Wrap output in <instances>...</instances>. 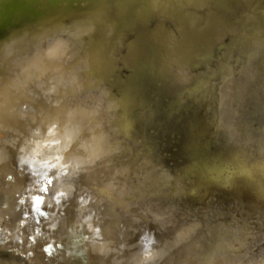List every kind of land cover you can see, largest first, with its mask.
<instances>
[{
	"label": "water",
	"instance_id": "water-1",
	"mask_svg": "<svg viewBox=\"0 0 264 264\" xmlns=\"http://www.w3.org/2000/svg\"><path fill=\"white\" fill-rule=\"evenodd\" d=\"M191 1L192 14L210 2L0 0V264L261 260L264 92L235 123L204 106L177 133L160 81L171 7ZM224 2L217 15L230 6L242 30L247 3ZM250 46L264 59V38ZM231 50L190 70L216 69L202 79L219 103L248 56Z\"/></svg>",
	"mask_w": 264,
	"mask_h": 264
},
{
	"label": "bare ground",
	"instance_id": "bare-ground-1",
	"mask_svg": "<svg viewBox=\"0 0 264 264\" xmlns=\"http://www.w3.org/2000/svg\"><path fill=\"white\" fill-rule=\"evenodd\" d=\"M187 1V0H184ZM198 1L199 0H195ZM203 1V0H201ZM210 1L207 4H204L203 2H200L201 7L198 5L199 13L192 14L193 12H190V7L192 5V1L189 4V2L181 3L179 4L180 9L178 12H180L181 8L183 9L184 6L186 7L187 14H181L178 12H175V9H172L170 11V18L169 22L172 24L171 26H168L167 31V38H166V45H165V51H164V58H163V65H162V72L161 77L167 74H171L173 70L178 72V75L182 76L181 81L182 82H189V80H194L196 78H200L205 72L201 73H192V76L188 75V70L190 69V66L192 65V68L199 64L200 62H195V56L197 53H209V47L212 46V48L219 44V46H223L225 50L234 49L236 45V41L238 40H246V42L243 44L242 49L239 48V50H236L235 53L239 55L240 53L247 50L248 56H246V62L244 65L241 64L239 68V74L241 75L240 82L234 81V80H225L224 83L221 86H218L219 93L223 94L224 100L223 103H219L216 99V94H213L212 98H209L208 95L213 91L215 92V86L210 81H206L207 83H199L194 82L196 85L192 87L193 95L197 98V104L193 106L194 110L189 112L188 114L182 112L180 115V122H175L174 125L176 128L177 133L179 132H185L186 127L188 126L189 122L192 120H196L200 124V117L201 115H194L195 111H198L201 107L205 106V112L206 114H214L215 110L213 109V106L221 107L224 106L225 108V116L226 118L228 116L229 121H234L238 117L239 110H243V108H240V106L248 100L252 94H254L257 91L264 90V80H262L264 75V59H256L255 57L260 55V52H255L256 49L251 47L250 44L257 43V41H262L264 38V35L259 34V31H264V26L261 27V24H259L260 17H264V10L260 8V4L257 1L254 0H245L247 3V7L245 9L246 12V22L244 24L245 30H239V28L235 27V22L238 21L234 16L237 14L236 10L228 6L227 10L224 8V13H222L220 16L217 15V13L221 10L222 6L225 5V0H206ZM261 1V0H259ZM256 2V3H255ZM250 3H255L253 6L250 5ZM253 9V13L250 12V9ZM233 9V10H232ZM189 12V13H188ZM177 14V15H176ZM179 14V15H178ZM182 15V16H181ZM178 16L179 18H176ZM243 17L244 14H242ZM244 19V18H243ZM253 24L255 26V29H252L253 27L247 29L249 25ZM253 30V31H252ZM249 36H255L250 41H247ZM228 37L229 39H226ZM228 40V41H227ZM241 43V42H240ZM231 50V51H232ZM231 57V54L226 55L221 59V64L218 66V68H221L220 70H223L225 67V64H229L232 62L229 61V58ZM193 63V64H192ZM230 64V65H231ZM240 65V61L238 62ZM237 65V63H236ZM233 67V66H231ZM191 68V69H192ZM216 69H214L215 71ZM211 72L213 70H210ZM209 71V72H210ZM208 71L206 72V74ZM224 78L221 77L222 80ZM165 82H161L165 97L168 98L169 93L171 92H177V89H174L170 84H168V80H172L171 77H164ZM193 83V82H192ZM240 84L244 85V88H240ZM206 85V86H205ZM239 86V88H238ZM204 87L205 91L204 92ZM252 92V93H251ZM247 95L249 96L247 99ZM199 96V98H198ZM257 99H253L252 102H256L258 99H261L259 96L254 95ZM192 99V94L187 93L185 95H182V98L179 102H176L178 108L174 107V109L171 112V115L175 117L181 110V106L186 107L183 110H189L187 105H190L193 103H190ZM172 100V98L168 99V102ZM207 103V104H206ZM235 104V105H234ZM180 108V109H179ZM214 116V115H213ZM193 118V119H191ZM196 118V119H195ZM209 122V121H208ZM210 123V122H209ZM211 125V124H210ZM204 129V127H203ZM199 131H202V126L200 125ZM234 134L238 135V138L240 137H246L248 136V133L246 131L237 132L236 130H233ZM250 135V134H249ZM249 138V136H248ZM212 144V143H211ZM193 146V145H192ZM205 151H201L203 154H207V152H211V149L209 148L210 145L205 146ZM199 154V153H198ZM261 207V206H260ZM262 208V207H261ZM264 219V216L262 217ZM209 233L213 234L212 231H209ZM214 248L218 246V243L216 240H212ZM219 248V247H218ZM216 248L217 250H219ZM263 253V252H262ZM264 256L261 257V260L257 263L264 264ZM220 262V261H219ZM223 264V263H219Z\"/></svg>",
	"mask_w": 264,
	"mask_h": 264
},
{
	"label": "rangeland",
	"instance_id": "rangeland-1",
	"mask_svg": "<svg viewBox=\"0 0 264 264\" xmlns=\"http://www.w3.org/2000/svg\"><path fill=\"white\" fill-rule=\"evenodd\" d=\"M250 12H252L253 13V9L251 8L250 9ZM226 39H229L228 37H226ZM228 41V40H227ZM239 41L240 42H242V40H238V41H236V47L232 50V51H236V50H239V48L240 49H242V46H240V47H238V44H239ZM213 46V45H212ZM212 46H210L209 47V53L206 51L205 53H202V52H200V53H197V55L195 56V62H200V61H202L205 57V55L206 54H210L211 53V49H212ZM222 52V51H221ZM206 60V59H205ZM193 64V63H192ZM191 68H192V65L190 66V69L188 70V75L189 76H192V74L190 73V70H191ZM217 69H221V68H217ZM208 71V70H207ZM207 71H204L205 73H203V74H201L202 76L200 77V78H196V79H192V80H189V82H182L181 81V78H182V76H180V75H178V72L177 71H175V70H173L172 71V73L169 75V74H167L166 76L164 75L163 77H161L160 78V81L161 82H165V80H164V77H171L172 76V80H168V84H170L174 89H177V92H171V93H169V96H168V98H166V100H167V103H168V106H169V109H170V111H172L173 109H174V107H176V109L178 108V106H176L177 105V103L176 102H179L180 100H181V98H182V95H185V94H187V93H191L192 94V99H191V101H190V103H193V105L192 104H190V105H187V104H185L186 106H188L189 108V110L187 111H185V110H183V108L185 109L186 107H183V106H181L182 108H181V110L179 111V113L177 114V115H175V117L174 116H172V118H173V120H175V122H180V115H181V113L182 112H184V113H186V114H188L189 112H191L192 110H194V108H193V106H195L196 104H197V98L195 97V95H193V92H195V91H193L192 90V87H194L195 85H196V83H194V82H199V83H202V82H204V83H207L206 81H212V80H209V79H207V78H204V79H202V77H204V76H206L207 74H206V72ZM214 72V71H213ZM193 82V83H192ZM214 82V81H213ZM213 82H211V83H213ZM206 86V85H205ZM206 89H205V87H204V92L205 93H207L206 91H205ZM260 91H262V92H264V90H260ZM259 91V92H260ZM258 92V91H257ZM213 94L215 95L216 94V92H211L209 95H208V97L209 98H212L213 97ZM169 98H172V100H170L169 102H168V99ZM198 98H199V96H198ZM255 103V102H254ZM173 105H175L174 107H173ZM202 105H200V108L198 109V111H195L194 112V115L193 116H196V115H199L200 113V110H201V108H203V107H201ZM205 108V107H204ZM180 109V108H179ZM201 115V114H200ZM191 119H193V118H191ZM196 119V118H195ZM235 121L236 120H234V121H232V123H235ZM194 123V120H192L191 122H189V124H188V126L186 127V130L188 129V127H190V124H193ZM241 131H243V130H238L237 132H241ZM240 139L242 140H244L245 139V137H240ZM248 139V138H247ZM197 144V143H196ZM262 208H264V206H261ZM261 208V209H262ZM263 210V209H262ZM263 256H264V249H263ZM263 259H264V257H263ZM257 264H261V263H257Z\"/></svg>",
	"mask_w": 264,
	"mask_h": 264
}]
</instances>
